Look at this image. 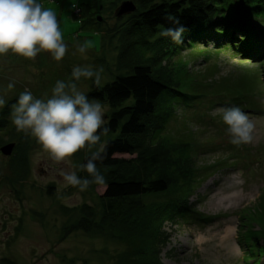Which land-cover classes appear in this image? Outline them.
<instances>
[{
  "label": "rangeland",
  "instance_id": "obj_1",
  "mask_svg": "<svg viewBox=\"0 0 264 264\" xmlns=\"http://www.w3.org/2000/svg\"><path fill=\"white\" fill-rule=\"evenodd\" d=\"M107 1L38 0L56 13L68 52L61 62L46 52H40L34 61L11 53L0 57V97L12 105L21 92L28 90L37 98L47 99L56 81H68L76 66L102 67L103 80L108 79L107 67L113 68V47L118 42H105L103 33L108 36L117 29L115 10L106 8L97 16L101 26L80 31L78 22L71 18L82 4L95 9L99 2ZM76 33L79 37H74L78 36ZM85 41H91V46L81 54L77 46ZM215 45L206 41L168 46L160 67L172 96L164 135L175 143H190L194 155L205 153L199 156L203 162H214L229 153L236 157L231 167L218 170L191 198L193 210L210 221L197 223L191 219L165 225L169 243L161 254L164 264H242L245 248L236 239L237 215L254 208L261 192L264 203V62H245L229 44ZM10 82H14L11 90L7 88ZM88 84L89 80L82 78L78 87L87 93ZM104 107L106 114L108 109ZM227 107H240L254 121L253 144L238 147L230 142L222 115H213L217 108ZM28 139L29 176L20 187L0 184V259L14 264H109L107 256L119 252L121 245L103 235L82 231L66 235L63 230L77 218L76 212L69 209L95 205L105 189L92 184L79 192L78 188L65 186L61 170L76 171L81 178H88V173L80 168L86 151L71 157L74 167L69 168L52 159L34 137L28 135ZM10 156L0 153L3 175L8 173L6 160ZM114 157L129 158L125 154ZM48 186L52 188L51 195L46 193ZM247 211L241 214L246 215ZM257 215L248 217L253 221L246 225V231L260 228ZM226 228L230 237L225 241ZM251 233V237L258 236V232ZM260 264H264V259H260Z\"/></svg>",
  "mask_w": 264,
  "mask_h": 264
},
{
  "label": "trees",
  "instance_id": "obj_2",
  "mask_svg": "<svg viewBox=\"0 0 264 264\" xmlns=\"http://www.w3.org/2000/svg\"><path fill=\"white\" fill-rule=\"evenodd\" d=\"M122 1L99 2L95 9L82 4L71 18L78 22L79 31L101 26L97 16L106 8L114 11ZM130 1L136 10L116 18L117 29L111 34L103 33L105 42H118L113 47V68L107 67L109 77L102 81V87L88 79L85 93L108 109L105 120L110 132L101 138L108 142L107 156L102 162L96 161L107 188L97 196L95 205L69 209L76 212L77 218L63 230L66 235L73 231L103 235L121 245L119 252L107 256L109 264H164L161 254L169 243L165 225L191 219L197 223L210 221L193 210L191 198L218 170L231 167L236 157L229 153L214 162H203L199 156L205 153L194 155L190 143H175L164 135L172 96L160 67L167 47L180 44L160 36V32L176 27L166 19L172 14L186 29L184 42L229 44L245 62H264V0ZM76 34L74 37H79ZM11 103L0 110V148L15 144L6 160L8 173L3 175L0 171V184L16 188L29 176L26 152L30 141L12 124ZM117 154L129 158L114 157ZM90 156L86 151L81 163L86 164ZM50 189L48 186V195ZM261 199L262 192L254 208H246V215L241 214L245 210L237 215L236 239L245 248L242 264H260V259H264ZM251 214H258L255 219L260 228L256 231L244 229L253 221L248 219ZM251 232H258V236L251 237ZM0 264L14 263L3 258Z\"/></svg>",
  "mask_w": 264,
  "mask_h": 264
},
{
  "label": "clouds",
  "instance_id": "obj_3",
  "mask_svg": "<svg viewBox=\"0 0 264 264\" xmlns=\"http://www.w3.org/2000/svg\"><path fill=\"white\" fill-rule=\"evenodd\" d=\"M166 19L176 27L163 29L160 36L182 44L186 29L179 18L169 14ZM90 46L91 41H85L77 50L85 54ZM40 52L49 53L57 62L63 61L68 52L56 13L38 0H0V57L11 53L34 61ZM103 72L102 67L76 66L68 81H56L47 99L25 90L11 106L10 118L16 130L34 137L55 161L72 168L70 158L77 152L91 153L87 163L80 165L90 178H81L76 171L60 172L65 186L78 188L79 192L92 184L107 188L106 178L96 165V161L102 162L107 156L108 142L101 139L110 132L104 118L105 107L90 100L78 87L82 78L92 79L97 87H102ZM13 87L14 82L7 85L9 90ZM5 105L6 100L0 97V108ZM217 114L222 115L233 145L254 143L255 124L249 114L240 107L217 108L213 115Z\"/></svg>",
  "mask_w": 264,
  "mask_h": 264
},
{
  "label": "water",
  "instance_id": "obj_4",
  "mask_svg": "<svg viewBox=\"0 0 264 264\" xmlns=\"http://www.w3.org/2000/svg\"><path fill=\"white\" fill-rule=\"evenodd\" d=\"M136 10L135 5L133 4L132 1L130 0H125L122 1L118 7L115 9L114 11V16L119 18L122 17L124 15H128L133 13ZM97 21L100 22V19L97 18ZM14 143H9V144H5L0 148V153L5 156L8 157L11 155L13 148H14Z\"/></svg>",
  "mask_w": 264,
  "mask_h": 264
},
{
  "label": "bare ground",
  "instance_id": "obj_5",
  "mask_svg": "<svg viewBox=\"0 0 264 264\" xmlns=\"http://www.w3.org/2000/svg\"><path fill=\"white\" fill-rule=\"evenodd\" d=\"M233 197H235V196H233ZM226 199H228V198H226ZM229 233H230L229 229L226 228L224 231V240L225 241L230 237Z\"/></svg>",
  "mask_w": 264,
  "mask_h": 264
}]
</instances>
